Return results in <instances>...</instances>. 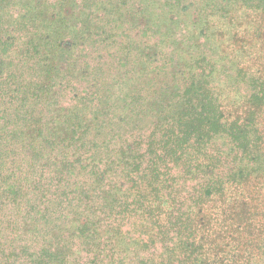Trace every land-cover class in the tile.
<instances>
[{
	"label": "trees",
	"instance_id": "trees-1",
	"mask_svg": "<svg viewBox=\"0 0 264 264\" xmlns=\"http://www.w3.org/2000/svg\"><path fill=\"white\" fill-rule=\"evenodd\" d=\"M46 4L0 0V264H264V0L198 2L146 147L58 101L78 18Z\"/></svg>",
	"mask_w": 264,
	"mask_h": 264
},
{
	"label": "rangeland",
	"instance_id": "rangeland-1",
	"mask_svg": "<svg viewBox=\"0 0 264 264\" xmlns=\"http://www.w3.org/2000/svg\"><path fill=\"white\" fill-rule=\"evenodd\" d=\"M167 1L42 0L58 19L64 15L72 23L78 18L62 39L74 49L64 60L66 79L58 101L64 107L86 106L92 127L105 122L128 132L142 147L154 127H181V63L172 51L179 48L174 42L181 40L180 35H191L200 0L183 2L187 18L180 28L167 18ZM84 261L98 263H92V257Z\"/></svg>",
	"mask_w": 264,
	"mask_h": 264
}]
</instances>
